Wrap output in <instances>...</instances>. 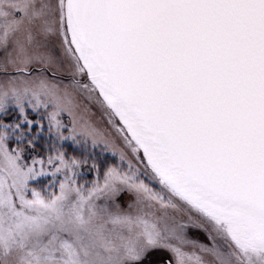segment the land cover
Instances as JSON below:
<instances>
[{
	"label": "snow or ice",
	"instance_id": "obj_1",
	"mask_svg": "<svg viewBox=\"0 0 264 264\" xmlns=\"http://www.w3.org/2000/svg\"><path fill=\"white\" fill-rule=\"evenodd\" d=\"M0 264H264V0H0Z\"/></svg>",
	"mask_w": 264,
	"mask_h": 264
}]
</instances>
